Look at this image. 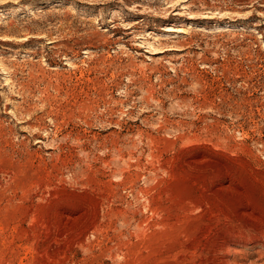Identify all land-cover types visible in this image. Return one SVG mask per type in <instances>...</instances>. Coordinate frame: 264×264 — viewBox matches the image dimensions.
Segmentation results:
<instances>
[{
	"label": "rangeland",
	"instance_id": "374dc122",
	"mask_svg": "<svg viewBox=\"0 0 264 264\" xmlns=\"http://www.w3.org/2000/svg\"><path fill=\"white\" fill-rule=\"evenodd\" d=\"M263 231L264 0H0V264H264Z\"/></svg>",
	"mask_w": 264,
	"mask_h": 264
},
{
	"label": "bare ground",
	"instance_id": "6f19581e",
	"mask_svg": "<svg viewBox=\"0 0 264 264\" xmlns=\"http://www.w3.org/2000/svg\"><path fill=\"white\" fill-rule=\"evenodd\" d=\"M173 30H175V29H173ZM248 209V208H247ZM244 214V213H243ZM262 233V232H261ZM263 234H264V231H263ZM226 247H228L229 248V246L227 245ZM233 247V246H232ZM229 251H230V248L228 249ZM233 250V249H232ZM234 251V250H233ZM227 259V258H226ZM237 259V258H236ZM235 261V262H234ZM234 261H232V258H231V260H227L226 261V263L227 264H237L236 263V260H234ZM238 261H240V260H238ZM242 262V261H241ZM243 264H245L244 262H243Z\"/></svg>",
	"mask_w": 264,
	"mask_h": 264
}]
</instances>
